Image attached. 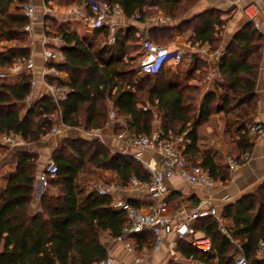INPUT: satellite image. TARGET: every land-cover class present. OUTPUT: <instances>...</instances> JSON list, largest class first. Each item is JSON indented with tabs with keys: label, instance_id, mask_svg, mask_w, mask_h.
<instances>
[{
	"label": "trees",
	"instance_id": "obj_1",
	"mask_svg": "<svg viewBox=\"0 0 264 264\" xmlns=\"http://www.w3.org/2000/svg\"><path fill=\"white\" fill-rule=\"evenodd\" d=\"M197 1L80 0V3L85 4L90 17H96L94 2L98 9L101 3H109L118 5L127 20L139 15L137 22L145 23L157 15L155 7L177 19ZM27 2L0 0V74L31 58L30 47L1 44L26 39L25 27L30 22L24 10ZM226 24L222 13L211 9L175 27H156L150 38L166 45L175 31L191 30L192 44H208L213 52L223 42ZM58 31L63 43L51 48L62 51L66 59L50 67L68 74V81L57 82L68 89L67 97L56 101L45 93L26 106L33 92V76L25 75L13 85L0 77V135L21 136L26 143L36 144L51 134L58 123L72 129L84 128V132L103 129L111 101L118 116L124 119L117 133L128 131L136 137H151L156 121L160 120L161 139L184 137L183 154L187 161L209 170L213 178L222 182L229 180L230 168L218 162L212 150L201 146V127L212 116L223 114L235 149L244 158L250 154L255 140L250 137L248 127L257 105V67L264 40L250 21L225 49L220 64L223 78L220 91L206 95L199 86L190 84L193 79L205 78L206 66L200 61L184 59L174 73L162 66L154 74L140 77L139 69L133 65L137 58L131 54L135 42L142 44L145 38L137 37L134 27L118 30L115 43L105 45L99 39L102 35L106 36L105 41L110 37L107 26L96 28L91 37L61 28ZM48 81L56 83L54 79ZM115 90L118 94L114 97ZM55 113L57 120L52 119ZM37 118L40 120L35 123ZM71 141L72 155L61 148L52 157L58 171L50 177V184L59 194L44 195L41 210L37 212L33 211L32 203L38 156L28 151L15 152L17 169L0 192V264H97L109 256L102 238L109 235L117 240L130 225L128 213L116 209L111 196L100 195L93 179L82 180L81 176L90 169L109 170L116 174L118 184L125 187L132 179L148 184L151 174L132 156L111 153L98 139ZM3 148L8 150L0 143V149ZM241 155L235 158L239 162ZM169 201L175 211L180 209L176 193L173 192ZM223 215L233 223L226 228L227 233L213 217L196 222L198 236L212 241L210 251H201L188 240L180 241L178 251L191 264H236L238 252L250 264H264V260L258 259L259 246L264 243V188L254 197L226 206ZM131 238L137 240L138 249L156 243V235L149 231L134 233Z\"/></svg>",
	"mask_w": 264,
	"mask_h": 264
},
{
	"label": "crops",
	"instance_id": "obj_2",
	"mask_svg": "<svg viewBox=\"0 0 264 264\" xmlns=\"http://www.w3.org/2000/svg\"><path fill=\"white\" fill-rule=\"evenodd\" d=\"M253 3L264 9V0H198L185 12V14L177 18L178 20L170 18L166 12L155 7L154 9L157 10L158 14L151 17L145 23H139L137 20L135 21V19L127 20L123 15L117 19L108 21L107 27L110 29V35L111 32L116 35V32L120 29L134 27L137 32V37L151 39V31L156 27H175L177 23L190 19L204 11L211 9L220 11L222 17L227 20V24L223 32V42L217 51L212 52L208 44H192L189 40L192 35L191 30H187L183 33L175 31L172 41L166 45H161L168 48L170 51L189 50L190 47L195 46V48H208L211 53H214L210 63L202 62L199 59L195 60L197 58L190 60L186 59L188 62L200 61L205 64L206 74L204 80L193 79L190 81V84L199 86L202 94L206 95L209 92L220 91L219 83L223 82L220 73V54L225 52L232 38L248 24L249 20L245 16L243 10ZM26 5H32L35 8L32 32L28 33L26 39L23 41H15V45L30 47L32 52L31 57L35 65L36 86L33 87L32 95L26 101L27 105V103H32L43 94L49 92L47 86L49 84L48 79L55 80L51 72L47 74L50 71V65L45 61V54L47 51L53 50L51 48L52 45H57L56 39L59 38L58 28L68 33L78 34L81 37L93 36L96 29L91 28L85 21V16L88 17L89 15L85 8V4L80 3V0H28ZM152 18H160L162 21L151 20ZM51 20L54 23L55 29L51 27V25H53V23L50 22ZM173 21L174 23H171ZM256 28L264 38V17L262 18L261 24ZM53 39L55 41H53ZM5 42L10 43L8 41L2 42L3 44H1L3 47L15 46L5 45ZM195 52L196 50L194 53ZM259 53L261 57L257 67L258 78L255 87L257 105L251 123L262 125L263 130L253 138L255 142L249 154V158L245 160L243 154L241 155V153L235 149L227 133V120L223 114H218L212 116L208 122L201 127L200 144L203 148L212 150V152L215 153L217 161L226 165H228L229 159H235L237 156L241 155L242 160L240 166L231 172L228 181L222 182L217 179L216 183L212 186L190 184L183 180L178 174L169 180L170 188L178 195L180 209H183L186 213H191L197 209L207 210L215 207L221 214V225L225 228L233 225L232 221L224 218L223 212L225 207L241 199L254 197L264 188V40L263 47ZM194 56L196 57V54H194ZM167 68L174 73L177 71L178 65H171ZM199 72L200 70L198 73ZM61 78L64 81H68L69 76L64 72ZM18 82L7 81L6 83L13 85ZM116 94H118L117 90L113 92V96L115 97ZM110 103L112 105L111 101ZM56 118H58L57 113L52 116L53 120H56ZM156 122L157 124L159 123V126L158 128L155 126L154 131H159L161 122L158 120ZM57 127L61 131L59 134L52 132L41 140L40 144L25 145L21 150L31 152L38 156L35 195L34 202L32 203L34 212L41 210V200L44 195L56 196L59 194V191L51 186L50 178H44L43 176L48 162L52 160L54 153L61 149L64 140L68 138L69 133L72 131V128L64 127L61 123H58ZM204 131L211 133L208 134ZM81 132L84 134L87 133L84 131ZM117 134V127L106 126L104 129H100V139H102L104 144L109 143L110 145L108 148L110 150L114 149V153L119 152L123 147V142L118 139ZM7 148L9 152L0 165V192L6 188L7 179L10 174L14 173L17 169V163L13 158L15 152L18 150ZM145 158L150 161L153 168L161 167L164 162L163 156L159 153H147L145 154ZM100 170L104 173L108 171L103 169ZM113 174L115 175V185H111L116 188L112 197L114 205H117L121 200H125L134 205L136 204L138 206L137 208L144 213H149L152 210L153 202L147 189L145 187L134 188L129 186V184L122 187L118 184L116 174L114 172ZM171 210H174V208ZM182 218L183 215L175 219V222H181ZM102 241L109 255L126 264L192 263L187 261L178 251V245L181 240H177L175 235L166 236L163 240V244L156 249L155 244H145L142 249L137 250V253L129 251L121 242L113 239L109 235H105ZM134 243H137V240H134ZM240 255H242V253L238 252L235 256V261ZM136 256H141L143 261L141 263H136ZM258 259L264 260V256L258 255Z\"/></svg>",
	"mask_w": 264,
	"mask_h": 264
},
{
	"label": "built area",
	"instance_id": "obj_3",
	"mask_svg": "<svg viewBox=\"0 0 264 264\" xmlns=\"http://www.w3.org/2000/svg\"><path fill=\"white\" fill-rule=\"evenodd\" d=\"M93 1V0H92ZM94 4L96 17H86L85 21L96 29L101 26H107L108 21L117 19L123 16L122 10L118 5H112L109 3H101L99 9L97 4ZM24 10L29 17L30 22L25 27L28 33L32 32V22L35 16V8L32 5H25ZM247 19L258 27L262 18L264 17V9L259 5L253 3L245 7L243 10ZM138 21L139 15L135 16ZM161 22L160 18H152ZM53 41H55L53 39ZM56 44L61 45L63 40L61 38L56 39ZM110 43H115V34L111 32ZM196 52L194 53V51ZM196 54V57L194 56ZM220 54V61L223 57ZM214 53H211L208 48L190 47L189 50H175L170 51L168 48L161 46L151 39H144L141 44V55L139 57V74L142 76H148L159 71L162 66L169 67L171 63L178 65L184 59L197 58L202 62L210 63ZM66 57L60 50H49L45 54V61L49 65L64 63ZM47 74L53 75L56 83H49V94L56 100L61 101L67 97L68 89L62 85H59V79L62 80L63 71H59L57 68L49 67ZM25 75H32V87L36 86L35 79V65L32 57L24 62L17 63L8 71H3L0 77L3 81L18 82ZM220 85V84H219ZM117 118V112L112 107L110 110L108 121L106 126H113ZM40 119L37 118L35 123ZM249 135L253 139L259 133L262 132L263 127L257 123H251L249 125ZM53 133L59 134L60 129L55 126ZM95 139H100V129H97L90 133ZM118 135V139L123 142V147L119 153L132 156L137 162L141 163L144 169L151 174L152 180L150 183H142L136 179H132L129 186L134 188L145 187L152 198L153 205L152 210L149 213H144L138 208L134 207L131 202L121 200L114 205L115 208L121 209L128 213L130 225L125 229L123 235L117 240L121 242L126 249L137 253V244L134 243V239L131 238L132 234L149 231L156 235L155 249L163 244V240L166 236L175 235L177 240H188L191 244L201 250L210 251L212 248V241L210 238L198 236L196 229V222L205 217H213L219 221L221 225L222 217L218 210L213 207L207 210L197 209L194 212L186 213L183 209L177 211L171 210L169 198L172 196L173 191L170 188L169 180L178 174L183 180L190 184H196L201 186H212L216 183L217 179L210 175L209 170L204 169L198 164H190L183 154L184 149V137H176L173 140L161 139V131H155L151 137H136L128 131H123ZM101 140V139H100ZM0 143L11 149L21 151L27 144L21 136L16 135H0ZM159 153L163 156L164 162L161 167L153 168L150 161L145 158L147 153ZM249 158V154L245 156V160ZM240 162L237 159L231 158L228 160V166L230 171H234L240 166ZM58 171V168L53 160H50L44 172V178L54 177ZM97 189L102 196H111L116 188L110 184L97 185ZM114 201V200H113ZM114 203V202H113ZM181 222L176 223L175 219L182 216ZM221 230L224 233L226 228L221 225ZM259 256H264V243L259 246ZM136 263L143 261L141 256H136ZM97 264H126L123 261L116 260L113 256L109 255L107 258L99 261ZM170 264V263H168ZM236 264H250L248 259L242 254L236 259Z\"/></svg>",
	"mask_w": 264,
	"mask_h": 264
},
{
	"label": "rangeland",
	"instance_id": "obj_4",
	"mask_svg": "<svg viewBox=\"0 0 264 264\" xmlns=\"http://www.w3.org/2000/svg\"><path fill=\"white\" fill-rule=\"evenodd\" d=\"M158 14V13H157ZM156 15V14H155ZM51 27L53 28V29H55L54 28V24L53 25H51ZM105 38H106V36L105 35H102L101 37H100V39H99V42H102L101 44H103V45H105L106 43H110V38H111V35H110V37L105 41ZM143 38V37H142ZM6 43V42H5ZM3 44V43H2ZM16 43H15V41L14 42H10V43H6L5 45H8V46H12V45H15ZM111 44V43H110ZM134 52H132V54H131V57H136L137 58V60L135 61V63L133 64V65H135L136 66V68L137 69H139V57H140V55H141V41H139V42H135V46H134ZM128 58V57H127ZM126 58V59H127ZM185 62H187V61H185ZM171 65H175L174 63H171ZM170 65V66H171ZM169 66V67H170ZM138 75L140 76V77H144V76H142V75H140L139 73H138ZM220 83H222V82H220ZM219 83V84H220ZM30 103H27V105L26 106H28ZM108 105H109V112H110V110L112 109V105H111V103L109 102L108 103ZM58 118H56V120H57ZM124 121V119L122 118V117H120V116H118V114H117V118H116V121H115V123L113 124V127H117V130L120 128V126H122L123 125V122ZM158 121H160V120H158ZM57 126V125H56ZM155 126H156V128H158V126H159V123L157 124V122L155 123ZM105 127H106V125H105ZM104 127V128H105ZM204 127H206V126H204ZM103 128V129H104ZM203 129V128H202ZM82 130H84V128H77V129H72V131H71V133H69V135H68V138L66 139V140H64V143H63V145L61 146V148H64L65 150H66V152L67 153H69L70 155H72V149H71V143H72V141L71 140H73V139H81V140H83V139H86V140H90V139H95V137L94 136H92V135H90V133H92L93 131H88L86 134H84V133H82L81 131ZM78 131V132H77ZM205 133H211V132H207V131H204ZM119 134V133H118ZM45 138V137H44ZM43 138V139H44ZM176 138V137H175ZM211 138V137H210ZM210 138H206V139H210ZM42 139V140H43ZM99 141H101L102 142V139L101 140H99ZM41 142H38V143H36V145L37 144H40ZM27 146H29V145H35V144H26ZM107 147H109V143L108 144H105ZM109 149V148H108ZM109 151L111 152V153H114V149H112V150H110L109 149ZM8 150H6V149H0V165H1V163L3 162L2 160H4V158L7 156V154H8ZM81 178H82V180H85V179H88V178H91V179H93V181H94V183L96 184V185H100V184H114L115 185V175L113 174V172H111V171H107V173H104V172H102V170H98V169H96V170H94V169H90V170H87V171H85L83 174H82V176H81ZM104 238V237H103ZM103 238H102V240H103Z\"/></svg>",
	"mask_w": 264,
	"mask_h": 264
}]
</instances>
